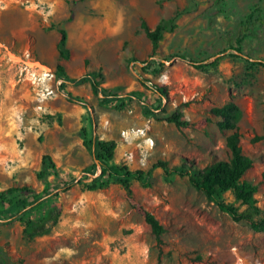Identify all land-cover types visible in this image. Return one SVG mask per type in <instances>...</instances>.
<instances>
[{"label":"rangeland","instance_id":"obj_1","mask_svg":"<svg viewBox=\"0 0 264 264\" xmlns=\"http://www.w3.org/2000/svg\"><path fill=\"white\" fill-rule=\"evenodd\" d=\"M142 20L151 28L159 21L166 26L154 54ZM59 27L67 31L70 55L78 53L86 67L72 76L65 72L64 88L40 109L30 84L19 75L14 54L29 51L55 69L57 63L41 58L60 61ZM243 29L245 36L238 44ZM238 46L249 60L231 56ZM220 55L216 67L192 64L209 63ZM146 60L152 63L148 67ZM255 61H264V0H0V191L28 185L43 193L70 185L32 210L30 216L42 215L55 202L61 210L50 234L32 240L23 238L18 218H5L18 208L7 212L0 206V244L12 261L264 264V230L232 220L175 170L185 160L205 166L229 157L230 131L217 127L210 109L234 101L240 144L253 159L243 179L257 186L256 219H264V139L257 138L264 133V66ZM89 74L107 96L92 92ZM155 83L167 87L168 99L151 87ZM65 93L84 103L69 101ZM175 110L191 125L179 128L159 119ZM13 118L14 125L9 121ZM17 122L27 128L14 138L8 127ZM82 128L88 130V138L116 143L113 164L144 171L156 165L150 184L133 179L130 198L118 183L97 190L77 183H88L99 172L93 151L83 142ZM137 128L145 133H134ZM123 130L129 134L122 135ZM45 153L52 156L56 169L38 178ZM19 154L26 155L20 168L15 167ZM159 161L167 163L168 173ZM13 195L27 203L33 199L27 192ZM222 198L245 208L232 191ZM135 204L153 212L165 227L159 242Z\"/></svg>","mask_w":264,"mask_h":264},{"label":"trees","instance_id":"obj_2","mask_svg":"<svg viewBox=\"0 0 264 264\" xmlns=\"http://www.w3.org/2000/svg\"><path fill=\"white\" fill-rule=\"evenodd\" d=\"M141 28L150 40L152 44V54H154L159 41L163 38L166 26L162 21H159L155 27L151 28L145 20H142ZM244 28L247 29V27ZM57 32L58 58L68 59L70 57V51L67 46V31L64 28L59 27L57 28ZM245 32L246 30L244 29L240 31L237 38L238 44L241 43L242 38L245 36ZM233 50H235V53H232L231 56L242 57L245 60L250 59L242 54L240 46L233 48ZM222 58L223 55H220L209 63L204 64L192 61V64L197 68H205L207 66L216 67ZM254 63L264 66V61H255ZM143 64H145L144 67H148L152 63L151 61L146 60ZM55 67L56 76L64 80L59 87V89L62 90L68 80V76L64 71L62 63L58 62ZM86 76L89 77L92 92L94 94L101 93L102 95H105L104 88L101 87L100 82L96 77L90 74ZM79 80L80 79H73V82ZM145 82L146 79H143L141 84L146 85ZM151 87L158 92L161 97L169 98V91L164 84L155 83L152 84ZM65 95L71 102L84 103L81 98H73L69 93H65ZM110 95L112 97H117V94ZM238 110V105L234 101H229L221 106H214L210 109V113L217 118V127L221 131H230L226 136V146L229 150V157L227 159L215 160L205 166H198L193 161L185 160L181 167L175 168V170L180 176H187L190 184L196 190L202 192L206 198L212 200L217 207L226 212L232 220L247 221L253 230L259 231L264 230V219H256L260 213L259 207L255 205L253 201L257 186L243 179L246 172L253 166V159L243 152L240 144V133L236 125ZM159 119L174 123L179 128L191 125L189 121L183 119L182 113L179 110H175L171 114L164 115ZM88 134V130L82 128L83 142L93 151L94 159L97 160L99 172L95 177L91 178L90 182L83 183L81 180H76L77 183L84 184L85 188L88 190L102 189L111 183H118L130 198L133 196V179H136L144 186L150 184L152 170L156 165H153L146 171L142 169H131L124 163L115 165L112 161L115 155L116 143L113 140H103L98 139L97 137L93 139L88 138ZM257 138L264 139V133ZM157 165L160 166L165 173H168V165L166 162L159 161ZM50 169L55 170L56 164L52 156L49 153H45L41 156L40 170L37 172V177L43 178ZM69 186L70 185L66 183L63 186L58 187V191H54L55 189L52 188L50 191H45L43 193L36 192L28 185L10 186L0 191V206H6L7 212L14 210L16 207L18 208L17 211L10 213V215L5 218H18L22 224L23 238L32 240L36 237L50 234L52 228L59 222L61 215L60 207L56 202L42 215L30 216L32 210L44 204L47 200L58 197L60 192L67 190ZM227 191H232L235 199L239 201L242 206H245V208L240 210L234 204L224 201L222 194ZM17 192H27L33 198L32 201L27 203L23 198L14 196L13 194ZM14 198L16 199L14 200ZM134 210L142 216L144 222L149 226L151 233L159 242L162 234L165 232V227L159 219L153 212L141 204H135ZM3 218L4 217H0V220H3ZM0 264H15L6 251V248L1 244Z\"/></svg>","mask_w":264,"mask_h":264},{"label":"built area","instance_id":"obj_3","mask_svg":"<svg viewBox=\"0 0 264 264\" xmlns=\"http://www.w3.org/2000/svg\"><path fill=\"white\" fill-rule=\"evenodd\" d=\"M14 63L18 67L19 75L28 81L33 91L34 97L38 102L37 107L43 108L45 101L51 99L57 94V90L64 82L62 78L56 76L55 69L49 64L35 59L29 51L24 52L22 55L14 54ZM136 61H132L134 65ZM134 133L144 134L143 128L133 130ZM122 135L129 134V130H123ZM146 141L153 144V139L149 136Z\"/></svg>","mask_w":264,"mask_h":264},{"label":"crops","instance_id":"obj_4","mask_svg":"<svg viewBox=\"0 0 264 264\" xmlns=\"http://www.w3.org/2000/svg\"><path fill=\"white\" fill-rule=\"evenodd\" d=\"M83 33H86V31H83ZM84 37H85V41H87L86 40V35H84ZM67 44H68V41H67ZM85 44H86V42H85ZM76 58H78L80 60V61L78 60L79 63L77 62V64H75L76 62H72V60H74ZM41 59L46 60V62L52 63L53 65H55L58 62H61L63 64V66H64V71L69 76H72V75L80 73L86 67L84 58L79 56L78 53H77L76 57H73V55L71 54L68 59H60V61L59 60L57 61V59L55 57H53L51 59L50 58L46 59V58L42 57ZM14 120L15 119L13 118V119H10L9 121H11L13 123V125H14V122H13ZM1 122L2 121H0V126L3 124ZM21 128L25 129V128H27V126H21ZM21 128H20L19 122H17V125L15 127L14 126L8 127V130H9L8 133L10 134L11 137L15 138V135L18 136V133H21V130H20ZM26 135H28V131H26ZM27 138L29 139L30 136H28ZM19 156H20L19 161L15 165V167H18V168H20L21 166H24V164L26 163V155L22 156V155L19 154Z\"/></svg>","mask_w":264,"mask_h":264}]
</instances>
